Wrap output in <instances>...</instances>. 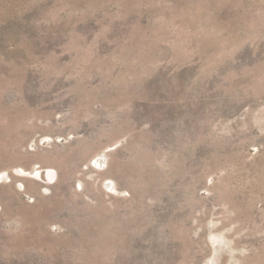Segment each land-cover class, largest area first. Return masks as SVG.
<instances>
[{
  "label": "rangeland",
  "instance_id": "374dc122",
  "mask_svg": "<svg viewBox=\"0 0 264 264\" xmlns=\"http://www.w3.org/2000/svg\"><path fill=\"white\" fill-rule=\"evenodd\" d=\"M0 175V264H264V0H0Z\"/></svg>",
  "mask_w": 264,
  "mask_h": 264
},
{
  "label": "bare ground",
  "instance_id": "6f19581e",
  "mask_svg": "<svg viewBox=\"0 0 264 264\" xmlns=\"http://www.w3.org/2000/svg\"><path fill=\"white\" fill-rule=\"evenodd\" d=\"M97 160V159H96ZM34 171V170H33ZM42 171V170H41ZM22 172V175H27L28 177H32L29 173H30V171L29 172H26V171H24V170H22L21 171ZM32 172V171H31ZM34 172H36V171H34ZM36 174V173H35ZM36 176V175H35ZM0 178H2L3 179V177H2V175H0ZM32 178H34V177H32ZM2 181L3 180H0V184L2 183Z\"/></svg>",
  "mask_w": 264,
  "mask_h": 264
}]
</instances>
